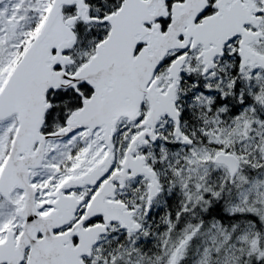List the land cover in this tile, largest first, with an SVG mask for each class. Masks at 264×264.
Masks as SVG:
<instances>
[{"label": "snow or ice", "instance_id": "snow-or-ice-1", "mask_svg": "<svg viewBox=\"0 0 264 264\" xmlns=\"http://www.w3.org/2000/svg\"><path fill=\"white\" fill-rule=\"evenodd\" d=\"M0 264H264V0H0Z\"/></svg>", "mask_w": 264, "mask_h": 264}]
</instances>
